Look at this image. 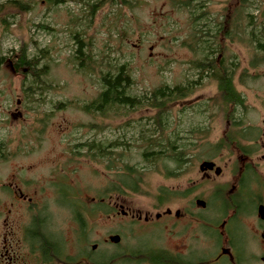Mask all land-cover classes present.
Masks as SVG:
<instances>
[{"label":"rangeland","instance_id":"obj_1","mask_svg":"<svg viewBox=\"0 0 264 264\" xmlns=\"http://www.w3.org/2000/svg\"><path fill=\"white\" fill-rule=\"evenodd\" d=\"M13 1L28 4L31 10L19 12L12 7ZM100 2L67 0L54 7L44 0H0V56L7 57L26 45L29 58L38 57L40 67L48 69L42 82H35L15 74L8 63L0 68V154L5 156L0 159V211L12 210L8 227L2 224L7 215L0 214V240L9 239L8 233L14 238L30 234L28 216L21 217L19 205L10 206L11 193L4 190L7 186L3 184L17 182L26 195L37 192L35 200L49 216L48 230L59 238L77 236L89 246L113 235L141 242L191 241L193 247L203 240L207 254L215 255L216 236L225 240L219 225L208 224L205 230L186 219L178 222L175 235L169 236L161 233L159 223L142 230L139 222L120 213L154 218L168 208L172 215H214L216 194L224 191L225 196L237 165L233 145L226 143V137L238 140L241 130L229 128V123L239 121L241 128L253 126L260 135L264 132V61L254 41L264 33V0H249L242 9L239 0H193L189 11L180 9L174 0H126L127 4L106 0L92 12ZM202 13L205 17L194 28L193 17ZM224 20L233 22V40L225 41V54L239 66L234 86L244 98L245 108L224 112L215 106L217 86L209 77L202 79L188 99L171 106L163 136L177 132L181 144L189 146L191 158L177 177H165L164 168L174 170V163L164 160L153 168L142 158L146 136L161 135L151 124L154 111L145 103L136 109L114 108L106 116L82 111L100 92L102 74L115 73L121 66H127L133 80L129 94L137 98L148 97L162 85L173 87L197 80L195 63L201 54L194 37L202 31L204 40L212 42L215 26ZM77 39L84 44L82 52L90 55L92 72L78 69ZM202 129V135H194ZM92 142L113 146L108 150L112 155L92 161L87 149L80 147ZM214 145L219 150L209 149ZM211 151H215L214 157H209ZM262 154L258 153V161ZM204 161L215 163L220 176L200 172ZM110 166L114 169L107 168ZM126 167L132 170L130 174ZM138 169L143 170L140 173ZM70 179L72 187L66 185ZM125 179L138 180L135 194L122 187ZM113 188L121 193L112 192ZM57 189L70 202L72 196L76 200L71 205L80 209L77 232ZM162 190L167 203L155 209ZM92 199L96 202L90 204ZM197 199L210 204L207 215L195 206ZM207 218L213 223L214 219ZM206 259V264H225L209 261L210 256Z\"/></svg>","mask_w":264,"mask_h":264},{"label":"flooded vegetation","instance_id":"obj_2","mask_svg":"<svg viewBox=\"0 0 264 264\" xmlns=\"http://www.w3.org/2000/svg\"><path fill=\"white\" fill-rule=\"evenodd\" d=\"M236 122L238 124L229 123V128L241 130L238 141L232 144L237 165L235 164L232 170L231 186L225 190V196H222L224 191L216 194L218 206L214 209L213 216L188 212L187 214L175 212L172 215L168 208L163 213L155 214L154 218L150 214L129 215L128 212L123 211L120 213L123 217L129 216L131 222H139L142 230L159 223L161 233L169 236L175 235L178 222L186 219L198 222L205 230L208 224L219 225L224 231L225 240H220L219 235L216 236L215 255L207 254L203 240H198L197 246L193 247L191 241L182 240L177 244L174 240L141 242V240H121L119 236L120 240L117 243L101 240L89 246L85 240H80L77 236L68 239L59 238L48 230L49 216L47 212L45 213L44 207L36 202L37 192L29 196L19 188L17 182H7L3 185L7 186L4 190L11 193L10 206L19 205L23 208L21 217L28 216L25 217L26 223L31 230L26 237L14 238L11 236L12 233H8L9 239L4 237L0 240V264H206L207 256H210L209 261L215 263L223 261L225 264H264V154L261 155V161L257 160L258 153L264 152V132L260 135L253 126L241 128L239 121ZM204 173L214 174L213 171ZM66 183L67 186H73L71 179ZM53 185L55 186V183ZM11 186H15L17 190L9 189L8 187ZM56 193L63 202L62 206L69 209L70 222L75 226V230L73 228L71 230L77 232L80 209L78 205L76 207L71 205L76 201L74 196H72L74 200L70 202V199L58 189ZM198 200H195V206L207 215V210L211 209L210 204L203 201L205 206L199 207L196 205ZM89 202L95 203L96 200L92 199ZM11 211V209L0 211V214L7 215L2 220L5 227L11 225L8 222ZM207 217L214 219L211 220L213 223H210ZM14 223L12 220V224ZM11 229L9 227V230Z\"/></svg>","mask_w":264,"mask_h":264},{"label":"trees","instance_id":"obj_3","mask_svg":"<svg viewBox=\"0 0 264 264\" xmlns=\"http://www.w3.org/2000/svg\"><path fill=\"white\" fill-rule=\"evenodd\" d=\"M44 1L49 6L54 7L63 5L67 2V0ZM101 1L103 2L92 7V12L99 9L106 0ZM174 1H176L180 9L189 11L190 2L193 0ZM248 1L249 0H239L240 9H242ZM111 2L127 4L126 0H111ZM10 3L12 4V7L19 12L27 13L31 10L28 4H22L16 1ZM204 17L205 14L203 13L198 15V17L194 16L193 27L196 28L199 26V21ZM232 26L233 22L230 20H224L218 23L215 26V34H213L212 38L210 37L213 39L212 42L211 40H204L205 36L202 34V31L199 32L201 35L197 34L194 37L196 47H200L201 54L200 61H196L195 63V68L198 71L197 80L189 82L186 85H176L173 87L162 85L154 89L148 97L137 98L129 94V91L133 86V80L127 70V66H121L118 67L115 73L108 72L102 74L100 78V92L93 101L82 107V111L86 114L106 116V114L114 108L136 109L145 103L149 109L154 111L151 124L155 130L160 131L161 135L159 137H155L153 134H148V136H146V146L143 150L142 158L145 163L153 168L157 162L164 160L174 163L176 169L169 170L168 168H164L166 173L165 177H177L190 163L191 158L189 146L181 144V138L177 132L163 136V132L168 129L169 111L171 106L188 99L202 79L209 77L215 81L217 86L216 98L213 100L215 106L224 112L229 110L236 111L237 108H245L244 98L236 91L234 86V79L239 66L231 61L234 58L225 54V51H227L225 41L230 40L232 42L233 40ZM262 35L261 38L254 37V41L257 43L256 49L263 55L261 59L264 61V33ZM77 44L79 45L76 52L78 69L84 72H92L93 68L91 67L92 63L90 61L89 53L85 55L84 51L82 52L81 47L84 44L80 39H77ZM5 63H8L11 66V69L15 74L21 75L24 78L30 77L35 82H42L41 77L46 76L48 72L47 66L40 67V60L38 57L29 58L26 45H20L17 50L10 51L7 57L0 56V68ZM241 76L244 75L242 74ZM235 124L238 123L236 122ZM193 133L194 135H202L204 132L202 129L195 130ZM226 140L227 144H233L235 141H238L233 137H226ZM190 145H192V143ZM80 147L87 149L88 157L94 162L104 160L108 155H112L108 150L113 148V146H106L102 143L94 142L83 144ZM1 149L2 147L0 145V153ZM209 149L219 150V147H215L214 145V147H210ZM212 152L215 151L209 152V157H214ZM4 157V154H0V159H3ZM107 168L114 169L111 166ZM126 170L128 174L132 172V170L127 167ZM142 170L138 169L136 171L141 173ZM121 184L122 187L128 189L130 192H133L134 194L137 192L136 186H138V180L131 181L125 179L121 181ZM113 189L112 192H116L117 194L121 193V190L118 188ZM163 191L164 190L159 193L155 209H159L163 204L167 203L168 197Z\"/></svg>","mask_w":264,"mask_h":264},{"label":"water","instance_id":"obj_4","mask_svg":"<svg viewBox=\"0 0 264 264\" xmlns=\"http://www.w3.org/2000/svg\"><path fill=\"white\" fill-rule=\"evenodd\" d=\"M199 171L204 173L207 171H213L215 176H219L221 173V169L216 167L215 164L211 161H204L199 165ZM196 205L199 207H204L205 203L201 200L196 201ZM113 243H117L120 240V237L118 235H113L109 237V239Z\"/></svg>","mask_w":264,"mask_h":264}]
</instances>
